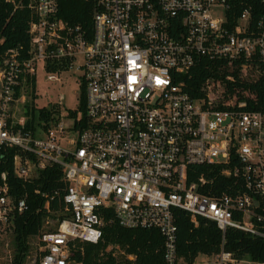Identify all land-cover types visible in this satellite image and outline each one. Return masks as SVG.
<instances>
[{
	"label": "built area",
	"instance_id": "obj_1",
	"mask_svg": "<svg viewBox=\"0 0 264 264\" xmlns=\"http://www.w3.org/2000/svg\"><path fill=\"white\" fill-rule=\"evenodd\" d=\"M258 3L96 0L92 25H84L60 17L58 0H30V48L0 53V236L27 208L11 194L12 164L23 181L59 165L66 182L63 217L39 233L33 264H72L74 240H101L105 209L122 226L158 229L166 264L181 260L176 208L196 226L199 216L214 221L223 238L237 228L264 239V112L214 102V80L207 97L194 99L181 80L203 57L242 60L243 68L264 60ZM39 63L48 80L79 74L85 119L78 106L63 111L61 95L57 120L29 124L28 80ZM194 165L206 168L198 174ZM221 183L226 191L217 193ZM212 256L217 264H264L224 244Z\"/></svg>",
	"mask_w": 264,
	"mask_h": 264
},
{
	"label": "trees",
	"instance_id": "obj_2",
	"mask_svg": "<svg viewBox=\"0 0 264 264\" xmlns=\"http://www.w3.org/2000/svg\"><path fill=\"white\" fill-rule=\"evenodd\" d=\"M30 0H0V53L15 48L26 51L31 45L29 23L32 11L28 7ZM59 16L71 23L91 24L96 10V0H58ZM253 13L258 18L264 12V3ZM242 10V7H241ZM233 22L234 18H233ZM243 68V61L236 60L230 65L220 61H212L203 57L188 73L182 74L184 89L194 99L207 97L211 83L214 102L224 106L225 102L244 101V109L260 110L264 112V60L247 61ZM57 67H48L56 71ZM254 71V76L247 77V71ZM233 75V80H227V75ZM36 77L28 80L32 102L36 97ZM28 115L40 117L46 122L55 121L60 114V107H35L34 103H27ZM78 108L86 117V89L80 87ZM71 115L76 112L70 110ZM234 158V157H233ZM198 174L205 170L206 165H194ZM9 170L8 182L10 191L15 199L25 197L27 208L16 211L13 216L14 255L11 264H25L30 253V238L39 235L43 229L45 219L53 217L60 220L63 217L64 192L66 182L63 170L59 165L49 166L40 170L39 175L32 180L23 181L14 175L12 164ZM215 168H220L219 165ZM195 177L191 176L190 179ZM228 180V179H227ZM230 180V178H229ZM226 184L221 183L217 193L226 191ZM39 189V192L36 190ZM232 192V190H228ZM49 201V207L46 202ZM105 225L103 236L96 243L74 240L71 243L72 264H166L164 257V237L158 229L128 228L122 226L110 209H105ZM177 232V252L181 259L179 264H193L199 254L212 256L221 250L222 244L226 250L236 255H248L255 259L264 260V239L251 235L237 228H229L223 238L222 231L216 223L206 217H198V225H194L190 213L182 208L174 210ZM58 224V223H57ZM52 226L49 229L57 227ZM112 245L111 249H108ZM122 250L123 253L119 252ZM132 255L133 258L129 256ZM36 264H39L37 261Z\"/></svg>",
	"mask_w": 264,
	"mask_h": 264
},
{
	"label": "rangeland",
	"instance_id": "obj_3",
	"mask_svg": "<svg viewBox=\"0 0 264 264\" xmlns=\"http://www.w3.org/2000/svg\"><path fill=\"white\" fill-rule=\"evenodd\" d=\"M254 71H247V77L254 76ZM61 81H52L47 79V73L43 69V64L39 63L37 67L36 81H35V94L34 102H32V96L30 95V104L34 103L35 107L40 108L43 106L51 107L58 105L60 102V96L63 95L62 110L75 109L79 104L80 96V81L79 74L76 72H64L60 75ZM31 87H29L30 89ZM58 223L57 218L47 217L45 219L43 229H49L52 226H56ZM0 243V264H11L14 255V239L12 229H6L1 233ZM31 250L26 257L25 264H33L36 259V255L39 250L38 236L34 235L30 238ZM109 249L112 245H109ZM123 253L122 250L118 249ZM193 264H217L213 256L205 254H199Z\"/></svg>",
	"mask_w": 264,
	"mask_h": 264
}]
</instances>
